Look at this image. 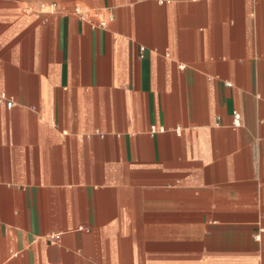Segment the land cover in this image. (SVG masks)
<instances>
[{"label":"crops","instance_id":"0c3cea01","mask_svg":"<svg viewBox=\"0 0 264 264\" xmlns=\"http://www.w3.org/2000/svg\"><path fill=\"white\" fill-rule=\"evenodd\" d=\"M2 97L0 264H264V0H0Z\"/></svg>","mask_w":264,"mask_h":264},{"label":"built area","instance_id":"2783aa9c","mask_svg":"<svg viewBox=\"0 0 264 264\" xmlns=\"http://www.w3.org/2000/svg\"><path fill=\"white\" fill-rule=\"evenodd\" d=\"M100 26H101V27H105V26H106V22H101V23H100ZM4 99H5V98L2 97L1 100H0V103H2V101H4ZM12 104H13L12 102H8V103H7V107H8V108H11V107H12ZM235 118H236V120L238 121V120H239V115L236 114V115H235ZM152 131H155V129L153 128Z\"/></svg>","mask_w":264,"mask_h":264}]
</instances>
